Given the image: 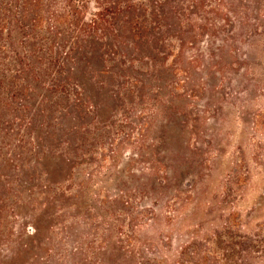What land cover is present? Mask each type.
<instances>
[{
	"label": "rangeland",
	"instance_id": "1",
	"mask_svg": "<svg viewBox=\"0 0 264 264\" xmlns=\"http://www.w3.org/2000/svg\"><path fill=\"white\" fill-rule=\"evenodd\" d=\"M175 4L103 89L4 80L0 264H264V0Z\"/></svg>",
	"mask_w": 264,
	"mask_h": 264
},
{
	"label": "trees",
	"instance_id": "2",
	"mask_svg": "<svg viewBox=\"0 0 264 264\" xmlns=\"http://www.w3.org/2000/svg\"><path fill=\"white\" fill-rule=\"evenodd\" d=\"M168 4L169 0H0V86L10 79L16 89L57 90L78 77L83 86L103 89L104 84L94 80L109 76L112 66L124 73V65L118 63L129 58H164L154 33L165 28L162 22L167 18L181 28L183 16L180 4Z\"/></svg>",
	"mask_w": 264,
	"mask_h": 264
}]
</instances>
